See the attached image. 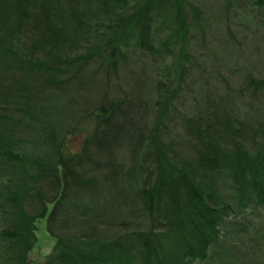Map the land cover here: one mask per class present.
<instances>
[{
	"label": "trees",
	"instance_id": "16d2710c",
	"mask_svg": "<svg viewBox=\"0 0 264 264\" xmlns=\"http://www.w3.org/2000/svg\"><path fill=\"white\" fill-rule=\"evenodd\" d=\"M246 1L264 18V0ZM204 31L191 0H0V264H32L34 220L45 215L56 242L41 264H193L211 250L239 261L222 237L229 217L238 231L250 214L264 224V104L248 119L264 96V76L246 78V102L224 95L220 115L183 118L190 156L165 138L195 58L190 34L203 39ZM133 46L157 72L150 131L140 120L130 135L134 105L111 97L109 82ZM92 84L103 86L86 114L95 128L64 155L78 126L75 102ZM54 91L66 109L52 116L46 103ZM115 115L122 117L112 122ZM127 141L139 154L130 166L116 153ZM254 224L252 248L264 238Z\"/></svg>",
	"mask_w": 264,
	"mask_h": 264
},
{
	"label": "rangeland",
	"instance_id": "374dc122",
	"mask_svg": "<svg viewBox=\"0 0 264 264\" xmlns=\"http://www.w3.org/2000/svg\"><path fill=\"white\" fill-rule=\"evenodd\" d=\"M191 1L201 9L205 29L204 38H196L195 34H190L191 38L195 40L191 48L195 58L188 62L190 68L186 69L187 73L178 95L177 107L173 110L171 123L165 132L169 149H174L176 153L185 157L190 156L191 152L190 148L184 144V141L189 142V136L183 118L196 113L204 114L206 110H215L220 115L221 108L217 98H222L224 95L227 98L231 95L232 97L236 96L240 98V102H246L248 93L244 87L246 78L250 75L264 76V18H261L263 14L257 6L246 0ZM166 27L162 28V32L168 29V26ZM20 36L21 44H25L26 37L24 34ZM141 53L136 46L131 47L127 62L120 66L118 76L115 77L111 72L110 82L108 80L109 86H111L109 90L111 97L126 96L132 106L134 105L129 111L131 120L134 121V128L131 127L129 130L130 135L136 134L135 128L143 124L140 120L146 122L145 126L148 129L153 122V112L150 109L155 97L153 77L157 70L151 62L142 59ZM91 76L94 77L95 74ZM79 77L84 78L83 71ZM136 82H139L137 88L140 91L139 95L136 94V89H133ZM140 86L141 89H139ZM90 87V89L84 88L85 91L81 92L82 99L75 102L77 111L74 120L78 126L66 136L64 155L79 151L83 139L95 128L94 116L86 114L96 105L95 98L101 94L103 86L92 84ZM233 98L230 103H234L236 106V99L234 101ZM62 100L63 97L56 91L50 94V100L46 104L52 116L56 114L57 108L61 105H64L66 109ZM248 100H250L249 97ZM255 103L256 108L252 109L254 110L253 115L248 118L250 121H253L254 116L260 117L263 114L260 105L264 104V96L261 99H255ZM59 114V116H65L62 110ZM80 115H83L82 119L79 118ZM121 117L113 116L112 122ZM148 129H144L145 134L148 133ZM252 133L250 130L248 135ZM181 141L183 142L180 143ZM126 143L128 144L120 146L116 153L118 159L125 166H130L135 158H139V154L134 153L136 146L130 141ZM133 173H137V171L133 170ZM47 193L50 196L52 191H47ZM51 207L52 204H48V210ZM131 207L132 205L128 201L127 206H124L125 212H128ZM258 217V215L250 214L246 220H243L245 223L243 230L239 231L237 230L238 226L233 224L237 218L226 219L222 243L226 247H232V252L239 255V261L219 257L211 250L208 257L197 260L193 264H250L260 261L261 255L264 253V249L261 247L264 238H260L259 243L255 244L256 250L252 248L253 243L249 240V236L255 234L252 229L255 227L254 223H261L260 232L264 235V224ZM130 218H133L132 215ZM5 223L0 219V227H3ZM34 227L35 241L28 250L27 256L32 264H41L52 252L56 239L46 229V215L36 218ZM113 232L110 229V233Z\"/></svg>",
	"mask_w": 264,
	"mask_h": 264
}]
</instances>
